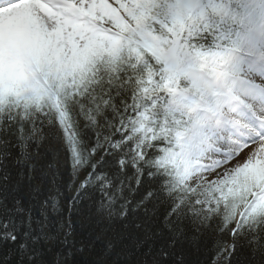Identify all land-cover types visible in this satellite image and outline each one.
<instances>
[{
    "label": "snow or ice",
    "instance_id": "1",
    "mask_svg": "<svg viewBox=\"0 0 264 264\" xmlns=\"http://www.w3.org/2000/svg\"><path fill=\"white\" fill-rule=\"evenodd\" d=\"M0 264H264V0H0Z\"/></svg>",
    "mask_w": 264,
    "mask_h": 264
}]
</instances>
